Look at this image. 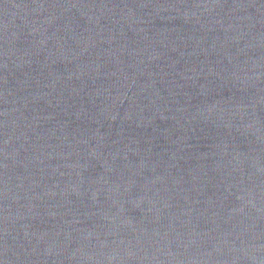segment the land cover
I'll use <instances>...</instances> for the list:
<instances>
[{
    "label": "water",
    "instance_id": "1",
    "mask_svg": "<svg viewBox=\"0 0 264 264\" xmlns=\"http://www.w3.org/2000/svg\"><path fill=\"white\" fill-rule=\"evenodd\" d=\"M0 264H264V0H0Z\"/></svg>",
    "mask_w": 264,
    "mask_h": 264
}]
</instances>
